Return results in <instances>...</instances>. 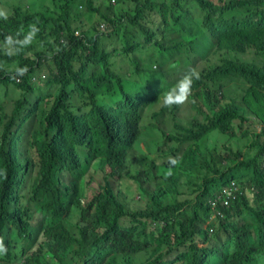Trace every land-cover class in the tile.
<instances>
[{
  "label": "trees",
  "instance_id": "obj_1",
  "mask_svg": "<svg viewBox=\"0 0 264 264\" xmlns=\"http://www.w3.org/2000/svg\"><path fill=\"white\" fill-rule=\"evenodd\" d=\"M7 1L0 0V4ZM56 1L52 0L45 10L14 8L13 15L0 22V85L13 84L35 92L39 85L33 78L48 71L46 90L38 91L28 114L22 108L26 99L16 101L9 114L3 112L0 103V238L7 250L0 264H20L14 263L18 255L12 252L19 244L4 239L5 231H15L19 238L31 241L21 251L19 260L24 264L260 262L264 258V173L239 178L232 175L236 161L248 168L255 159L240 161V147L233 150L229 145L238 135L252 139L253 147L261 145L264 128L261 133L244 129L250 123L244 114L250 109L264 120V63L226 58L202 69L192 99L196 110L186 124L179 122L172 111L154 108L159 93L178 81L169 79L177 66L188 62L182 52L189 44L209 42L197 51L196 60L189 62L194 66L214 51L237 52L239 46L264 54V0H219L223 6L210 0H169L168 5L134 0V16L109 4L106 11L100 12L108 27L100 28V20L92 27L91 37L77 35L69 22L70 6L75 7V0H63L57 19L48 17V8L56 7ZM124 2L119 0L117 4ZM190 3L203 12L202 20L194 17ZM86 6L92 10L93 0H86ZM155 7L161 10L158 16L162 23L171 27L161 37L153 27V19L142 24ZM126 20L137 29L129 30L124 25ZM50 23V33L56 34L59 44L54 59L48 58L46 41ZM32 24L39 29L37 39L46 42V49L38 50L33 39L27 44L17 43L28 37ZM203 26L209 27L211 36L202 34ZM10 36L14 53L4 47ZM222 37L231 43L223 46L212 40ZM120 52L126 53L123 65L132 68L126 78L134 88L128 89L126 79L113 71L112 64ZM127 58L129 64H125ZM90 64L100 66V72L90 74ZM20 68H27L22 76L17 75ZM236 78L242 79L246 87L239 86L234 97L226 95L225 81ZM44 101V114L37 119L32 114L41 112ZM146 110L151 111V117L144 124ZM166 114L171 116L169 120ZM167 125L171 126L168 130ZM21 129L28 130L29 151L38 159L37 176L28 193L34 200L41 195L42 205L34 210L23 207L17 193L31 166L27 150H21ZM215 133L228 139L221 154L219 146L206 142ZM78 144H87L89 163H96L105 174L98 192L85 202L80 182L60 184L56 174L59 168L70 167L73 176V170L84 166L76 153ZM155 158H175L180 166L176 168L178 163L169 162L158 172ZM199 166L210 170V175L200 184L186 187L184 178ZM121 180L134 182L138 195L149 199L144 207H127ZM231 181L242 188L241 194L228 205L220 200L214 207L219 221L213 226L215 232L227 236L223 246L215 241L216 237L198 246L195 224L204 207L199 198L207 194L216 199ZM158 193L173 198L165 209L171 214L169 219L150 200L151 194ZM101 204L106 205L104 213L99 211ZM47 208L48 226L42 227ZM208 208L213 207L209 204ZM34 234L41 236L39 244L33 241ZM47 243L49 250L43 255ZM230 247L232 251L224 250Z\"/></svg>",
  "mask_w": 264,
  "mask_h": 264
},
{
  "label": "rangeland",
  "instance_id": "obj_2",
  "mask_svg": "<svg viewBox=\"0 0 264 264\" xmlns=\"http://www.w3.org/2000/svg\"><path fill=\"white\" fill-rule=\"evenodd\" d=\"M52 0H8L4 4H0V9H4L8 12V18L13 15V9L17 7H21L24 9L30 8L35 10H45L46 5H50ZM113 1H115V4H113ZM119 0H93V9L90 10L86 6V0H75L73 1V5H75L74 8L70 6L69 10V22L72 26V28L75 30V32H78L79 35L81 33H84L88 35L89 37L92 36L93 31L92 27L98 23H100L101 17L100 12L106 11L109 4H112V6H116L117 9L125 10L130 15L134 16L136 13L137 5L135 4L134 0H125V2L121 5L117 4ZM142 4H145L147 0H140ZM155 3H164L166 5L169 0H151ZM214 2H217V0H212ZM64 3L63 0H57L55 2L56 7L50 6L48 8V17L52 18L53 20L57 19L59 15L61 14L60 5ZM71 3V4H72ZM194 17L195 18H201V12L194 10ZM161 14V10L159 7H155V11L153 13H148L146 18L142 20V24H146L150 20L153 19L155 21L156 25H159L160 18L158 15ZM4 19H0V22ZM102 21V20H101ZM124 25L128 27L129 30L135 31L137 29V26H132L129 21H125ZM108 27L103 21L101 23L100 28H106ZM53 28V23L48 24V58L54 59L53 53L54 51L59 49V44L56 40V34L50 33L51 29ZM161 28L165 29L164 25H161ZM38 32L31 38L33 39V42L36 43V47L38 50H43L47 48L46 42H42L37 39ZM205 35L206 37H209V32L205 29ZM213 41L217 42L219 45H229L231 43V40L228 38H213ZM52 46V48L50 47ZM209 46V42L203 41L199 42L197 45H195L194 52H190V61L193 58H197L198 54L197 51L201 48H205ZM5 50L7 52L14 53V48L9 43H4ZM112 49V47H109ZM123 55H126L125 52H120L118 54L117 59L113 62L112 68L113 71L122 77H124L126 87L128 89L134 88L131 80H128L126 78V74L128 71H131L132 68L125 67L123 65ZM133 57V55H132ZM131 58V57H128ZM127 58L125 61V64H129L130 61ZM229 58L233 61L240 60L244 62H257L258 64L264 63V54L257 52L253 48H249L246 46H239L237 52H217L214 51L211 54L207 55L205 58L201 59L198 64V69L195 68L197 71L207 68L211 65L218 64L220 61H224V59ZM50 65H53L52 62H50ZM81 64H77V67L79 68ZM39 68V67H38ZM37 68V69H38ZM192 68V66H180L178 68V71L174 74V78L179 77L183 71L185 72L187 69ZM37 69L35 72L37 73ZM101 70L100 66L90 64L87 71L90 74L99 73ZM42 75H45L46 78L48 76V71L44 70L40 73V78ZM46 79H41L37 81V84L39 85L38 90H46ZM239 86L246 87L244 81L242 79H229L225 81L224 83V91L226 95H230L234 97L236 95V92L238 90ZM39 92H27L22 89H19L17 85H0V103L3 108V112L6 114H9L13 108L14 103L18 101L19 99H26L27 103H25L22 108L24 113L28 114V111L31 108V105L36 102L37 96ZM240 102L243 101L242 98H238ZM45 105V101L41 103L40 105V111L37 115L32 114L33 116H37V119H41L43 116V111ZM179 111L177 113V119L179 122L186 124L192 116H194V110L195 108H192L191 103H188L187 105L177 108ZM246 118L249 119L250 123L246 124L244 129H249L252 132L261 133L262 129L264 128V120H261L255 116L251 112L250 109H247V112L244 114ZM150 117V112L145 113L144 122L148 123ZM22 135L21 140V150L26 151L27 150V156L31 160V166L30 168L26 169V175L24 178V184L19 187L17 193L21 197V205L23 207H26L28 210H34L36 207H40L42 205V196L39 195V198L37 200H34V198L31 196V194L28 193L29 186L31 185L32 180L37 176L35 174V169L38 166V159L35 153L30 152V147L28 144L29 139V133L28 130L21 129L20 131ZM206 142H209L210 145H217L218 147V153H222L224 151V146L227 144L228 139L225 136H221L218 133H215L212 138L207 140ZM260 146L253 147L252 146V139H246L244 136L238 135L236 138H233L232 142L230 143V147L233 150H236L238 147H240L239 150L242 151V158L240 161H247L250 159H255V162L252 166L246 168L244 166L237 165V161L235 164L232 165V170L230 171L232 175L235 177H241V176H255V175H261L264 173V136L260 137ZM29 151V152H28ZM76 153L81 159L82 164L84 166L73 170V176L70 173V167L67 168H59L57 171V175L59 176V182L60 184H71L72 181H78L80 182L79 190L82 192V201H86L87 199H91L95 193L98 192L99 186L101 185L102 179L104 178L105 174L98 168V165L96 163H89V148L87 144H78L76 146ZM206 154L207 151H205ZM208 157V156H207ZM209 158V157H208ZM171 160L163 159V158H155V166L158 168V172L163 170L164 168L168 167V163ZM180 166V162L178 163L177 167ZM210 170H207L203 167H200L198 169L192 170L188 176L184 178V185L186 187H190L196 184H200L204 178L207 177V175H210ZM113 181V180H112ZM236 184L239 186L235 181H231L229 184L223 186V189H228L232 184ZM119 184L121 185V189L123 191L124 197L127 200V207L134 208L139 206H145L146 203L149 201V199H144L141 196L138 195L137 192V186L134 182L128 181V180H121L119 181ZM216 190V189H215ZM215 191L213 192V194ZM150 200H154L156 208L162 212L165 216L168 215V219L171 214H166V208L171 206V203L173 202V198L170 197V195L163 196L158 194H151ZM199 200L202 201L204 204V207L199 210V219L196 221L195 224V230L197 232L196 236V242L198 246H205V241L208 238L216 237L215 241L220 245L223 246V240L227 238V236L223 233L216 234L214 231V225L218 224V214L213 208H208V205L211 202V196L205 195L199 198ZM139 202V203H137ZM106 208L105 204H101L99 207V211L101 213H104ZM107 209L110 211L109 207ZM74 211V210H73ZM166 217V222L168 221ZM43 225L48 226V208L45 213V216L42 219ZM2 237L5 239H9L12 242L18 243L19 248L13 247L12 252L18 255V259L14 263H20L24 264L22 261H20V255L23 247H28L31 243V241L23 240L22 238H19L17 233L15 231H5L2 233ZM41 236H37L36 234L33 235V241L39 244L41 241ZM48 243L44 245V250L42 251L43 255H46L48 252ZM224 249V248H223ZM230 251L233 250V247L224 249ZM2 254H0L1 257ZM209 258L208 260H210ZM207 260V261H208ZM51 264H58L56 261H51ZM252 264H264V258L261 259L258 263H252Z\"/></svg>",
  "mask_w": 264,
  "mask_h": 264
},
{
  "label": "clouds",
  "instance_id": "obj_3",
  "mask_svg": "<svg viewBox=\"0 0 264 264\" xmlns=\"http://www.w3.org/2000/svg\"><path fill=\"white\" fill-rule=\"evenodd\" d=\"M212 1V0H210ZM213 3L217 4V5H220V6H223L224 4L217 0V2H214L212 1ZM190 7H192V11L194 10H197L199 12H201V15L202 17L201 18H197V19H200L202 20L203 19V12L198 9V8H195L194 6V3H190L189 4ZM8 12L4 9H0V19H4V20H7L8 19ZM193 15H194V12H193ZM160 18V17H159ZM237 18L240 19L241 16H240V13L237 12ZM153 27L156 31H158V34H159V37H161L164 33H166L169 29H171L170 26L168 25H165L162 23L161 19H160V23L159 25H156L155 21H153ZM161 25H164L165 26V29L161 28ZM29 35L28 37H26V39L24 41H17V43L19 44H27L30 42L31 38L39 31V29L36 27L35 24H32L29 26ZM205 29L209 32L210 36H211V33L209 31V27L207 26H203L202 28V34H205ZM7 40V43L11 44L13 42V38L10 36V37H7L6 38ZM195 44L191 45H187L186 46V49L182 52V55L183 57L185 58V61H188L187 63H181L179 66H177L176 70L174 72H172V75L169 79V81H175L178 79V81L172 86L170 87L169 89H166V90H162L159 95H158V104L155 106V110H158L160 108H165L169 111H172L173 112V115L176 116V119H177V113H178V109L177 108H181L185 105H187L188 103H191L192 105V99L194 98V93L196 92V89H195V85H196V82L197 80L200 79V74L199 72L202 70H199L197 71L195 68L198 69V64L196 66H194L193 64L189 63V62H193L196 60V58H193L191 61H190V52H194V48H195ZM192 66V68H189L187 69L185 72L183 71V73L177 77V78H174V74L178 71V68L180 66H184V67H187V66ZM167 66L165 65L164 68H166ZM204 69V68H203ZM27 71V68H20V69H17V75H23L25 72ZM192 108H193V105H192ZM150 112V117H151V111L149 110H146L144 112V117H145V113L146 112ZM144 117H143V123L144 124H147L144 122ZM150 117H149V121H150ZM170 115L166 114V117L165 119L166 120H169L170 119ZM148 121V122H149ZM171 126L170 125H167L166 129H170ZM170 162L175 165L176 163H178V161L175 159V158H170ZM168 175H171V171L168 172ZM215 231V229H214ZM5 239V238H4ZM6 248L4 247V244H3V239L0 238V254H6Z\"/></svg>",
  "mask_w": 264,
  "mask_h": 264
},
{
  "label": "built area",
  "instance_id": "obj_4",
  "mask_svg": "<svg viewBox=\"0 0 264 264\" xmlns=\"http://www.w3.org/2000/svg\"><path fill=\"white\" fill-rule=\"evenodd\" d=\"M113 4L115 5V1H113ZM77 35H79V33H76ZM40 76L34 77L33 78V82H36L41 80V79H46L45 75H42L41 79L38 78ZM18 83H21V79L18 78L17 79ZM242 188L240 186H237L236 184H232L230 186V188L228 189H221V194L219 195V197H217L216 199H211L210 204L212 205L213 209L216 205V203L218 201H222L224 203V205H228L230 202L234 201L235 199L238 198V196L241 194ZM215 210V209H214Z\"/></svg>",
  "mask_w": 264,
  "mask_h": 264
},
{
  "label": "flooded vegetation",
  "instance_id": "obj_5",
  "mask_svg": "<svg viewBox=\"0 0 264 264\" xmlns=\"http://www.w3.org/2000/svg\"><path fill=\"white\" fill-rule=\"evenodd\" d=\"M39 91V90H38ZM41 91H43V90H41Z\"/></svg>",
  "mask_w": 264,
  "mask_h": 264
}]
</instances>
